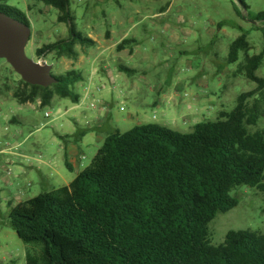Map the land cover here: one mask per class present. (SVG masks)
Returning a JSON list of instances; mask_svg holds the SVG:
<instances>
[{
  "label": "trees",
  "instance_id": "1",
  "mask_svg": "<svg viewBox=\"0 0 264 264\" xmlns=\"http://www.w3.org/2000/svg\"><path fill=\"white\" fill-rule=\"evenodd\" d=\"M35 1L57 10L58 23L70 34L38 48L37 58L75 59L77 45L96 46L76 31L70 0ZM236 1L242 8L235 5L237 17L243 19L245 11L258 24L253 28L264 32V12L252 15L245 0ZM0 13L30 27L23 13L3 0ZM133 43L126 39L117 51ZM251 49L243 32L230 46L228 63H238L240 53ZM263 64L264 50L246 58L243 77L257 88L241 94L231 112L221 111L190 133L157 124L115 131L69 186L10 209L7 223L23 237L26 264H264V235L230 231L215 246L209 230L219 214L238 206L232 197L236 189L264 194V132L250 131L262 116L257 98L264 96V79L256 73ZM54 77L58 84L48 89L20 81L30 91L16 98L26 104L39 97L42 107L54 97L79 104L72 87L81 81L80 72Z\"/></svg>",
  "mask_w": 264,
  "mask_h": 264
},
{
  "label": "rangeland",
  "instance_id": "2",
  "mask_svg": "<svg viewBox=\"0 0 264 264\" xmlns=\"http://www.w3.org/2000/svg\"><path fill=\"white\" fill-rule=\"evenodd\" d=\"M3 1L22 12L29 21L31 39L26 52L35 61L41 60L36 56L38 48L69 39V27L58 23L57 10L35 0ZM245 2L250 14L264 12V0ZM167 5L170 10L166 12L162 9ZM235 5L242 9L236 0H70L77 32L91 39L99 36L102 38L99 45H102L104 41L111 44V31H114L113 42L120 40L122 32L130 31L137 39L133 38L137 42L136 52L128 55L108 46L99 49L96 43L92 48L77 45L75 59L51 54L45 60L53 67L54 76L79 71L82 79L72 90L80 96V102L89 90L103 102L98 110L110 103L111 124L121 133L143 124H157L190 133L199 123L215 121L221 111L231 112L241 94L257 88V84L243 77V68L247 57L263 52L264 32L253 28L258 24L246 18L245 11V17L238 18ZM221 23L224 24L222 27L219 26ZM243 32L248 34L252 49L241 52L238 63L229 64L230 46ZM108 63L115 70L123 64L135 73L116 72L125 81L119 85L116 78L112 80L103 73L102 68ZM256 75L264 79V64ZM20 81L7 62L0 59V151L8 142L14 141L17 142L13 143L14 146H21L23 152L39 153L44 160L55 162L60 176H51L52 171L47 173L50 177L42 180L38 172L31 175L32 194L45 190L51 192L67 186L77 174L66 166L69 145L84 153V163L90 165L103 145L97 142V137L107 138L112 132L103 135L92 129L97 125L94 116L98 110H92L89 102L75 106L70 100L54 97L48 106L41 107L37 101L41 99L37 97L31 105L22 106L24 103L16 97L30 89ZM126 83L134 91L127 99L121 96ZM97 89L101 92L98 93ZM162 90L167 94L166 100ZM257 100L262 116L258 126L250 131L264 132V96ZM70 108L73 109L68 111ZM134 111L139 112L138 120L128 119ZM46 113H50V118L45 117ZM13 118L19 123L10 124ZM146 118L148 121L145 122ZM77 131L86 133L80 141H75ZM62 135L68 138L63 140ZM1 157L0 173L3 169ZM18 161L21 163L18 162L12 172L37 166ZM1 176L5 184L7 171ZM9 177H13L12 173ZM3 190L4 195L12 192L7 185ZM232 197L238 206L227 214H219L209 226L211 242L215 246L223 244L230 231L264 235V194L240 187ZM7 208L0 204V264H26L23 237L8 226Z\"/></svg>",
  "mask_w": 264,
  "mask_h": 264
},
{
  "label": "crops",
  "instance_id": "3",
  "mask_svg": "<svg viewBox=\"0 0 264 264\" xmlns=\"http://www.w3.org/2000/svg\"><path fill=\"white\" fill-rule=\"evenodd\" d=\"M168 7L169 6L167 5V6H165V9H162V10L166 11L168 9ZM169 10L170 9H168L167 11H169ZM113 34H114V31H111L112 37H113ZM112 37L110 39L111 44H108V43H106V41L103 40L104 43L102 45H99V44H101L100 39H102L99 36H98V39L94 38L92 40L98 44L99 49L100 48L106 49L107 46L110 48H112V47L117 48V46L119 44H121L122 41H124L126 39L127 40L128 39L134 40L133 38H135L134 36H131L130 31L129 32L128 31L122 32L120 34V40L118 42H113ZM136 40H134V41L136 42ZM135 44H137V42L133 43L126 50H124L122 52L128 53V55L130 53H133V52L135 54L136 49H137V47L135 48ZM103 56L104 55H102L101 57H103ZM120 63H122L121 60H120ZM120 67H124V68L128 69L127 67H125L122 64L121 66H118L117 70H115L114 68H112L110 63L106 64L102 69H103L104 74L106 73V74H108V76L112 77V80L114 78H116L119 85H120L121 83L125 82L124 79H122L118 75L120 72H122L120 70ZM129 70H131V69H129ZM116 72L118 73L117 75H116ZM114 75H115V77H113ZM114 82H116V81L114 80ZM128 84L129 83H126L123 85V86H125V90L123 93L124 95H121V96L124 98L126 97L125 99H127L128 97L131 98V96L134 94V91L131 90V87H129ZM162 96H163L164 100H166L167 94L164 90H162ZM37 101H38V105L42 107L41 100L40 101L37 100ZM31 104L32 103L28 102L26 104H22V106H29ZM211 104H213V103H211ZM110 108H111V104L108 103V104H106L105 109H100V110H98V112L97 111L95 112L94 117H95V122L97 125L95 124L96 126H94L92 128L94 131H97L103 135L107 132L114 133L115 131H118V130H116L117 128H115L111 124V118H110L111 113L109 111ZM72 109L73 108H70L68 111H70ZM138 113H139L138 111H134L133 113H130L128 115V119L138 120V117H140L138 115ZM146 121H148L147 118H146L145 122ZM9 123L10 124H17V123H19V121L16 120L15 118H13L12 120L9 121ZM143 125H147V124H143ZM85 135H86V133L84 131H77V133L74 135L76 138L75 141L82 140L85 137ZM60 138L63 140H66L68 137L62 135V136H60ZM97 140H98L97 142L104 144L106 138L105 137L104 138L97 137ZM101 148H100V150H101ZM67 149L68 150L66 153V161H65L66 166L70 171H75L77 173L75 178L69 184H67V186H69L77 178V176L81 172H83L85 169H87L88 167H90L93 164L97 155L93 158L92 163L90 165H86L84 163L85 157H86L85 154L82 153L76 146H74V145L70 146L69 145ZM19 150L23 154H18L15 152H12V154H10V153L6 152V154L2 155V157H1L2 158L1 165H2L3 169H2V172L0 173V202H1L0 204H2L4 207L8 206V208H7L8 213H9L10 209L15 208L18 204H20L22 202L31 201V200H34V199L40 197L44 193H49L45 190L44 192H39V193L36 192V193L32 194V191L30 190V188H31V185L33 184L32 183V177H31L33 172H38V174L41 176V180L46 178V177H50V175L56 176V177L60 176V174L57 171V164L55 162H48V161L44 160L43 157H42V161H37V162L33 163V164H36L37 166H33V167H29V168L23 167L22 169H20V171L12 172L11 171L12 168L15 167L18 162H20L18 160H23L26 162L24 156L30 157L32 155V154H27L25 151L23 152V150H21V148ZM35 154H39V153H35ZM39 155H41V154H39ZM71 163H73V164H71ZM4 171H7V174L9 172V173H12V175H13V177L10 180H8V178H6L5 184H3V182H2V181H4V179H2V176H1L4 173ZM49 171H52V173L50 174ZM47 173H49L50 175L48 176ZM47 180L48 179H46L44 182H47ZM6 185L11 188L13 193L12 192H10V193L12 195H9L8 192H5V195H4L3 188H5ZM67 186H63V187H67ZM63 187H61V188H63ZM57 189H60V188H57ZM57 189H54V190H57ZM25 253H26V250H25Z\"/></svg>",
  "mask_w": 264,
  "mask_h": 264
},
{
  "label": "water",
  "instance_id": "4",
  "mask_svg": "<svg viewBox=\"0 0 264 264\" xmlns=\"http://www.w3.org/2000/svg\"><path fill=\"white\" fill-rule=\"evenodd\" d=\"M31 28L0 13V59L7 62L21 80L30 86L43 89L58 84L52 74L53 67L39 63L27 55Z\"/></svg>",
  "mask_w": 264,
  "mask_h": 264
},
{
  "label": "built area",
  "instance_id": "5",
  "mask_svg": "<svg viewBox=\"0 0 264 264\" xmlns=\"http://www.w3.org/2000/svg\"><path fill=\"white\" fill-rule=\"evenodd\" d=\"M37 62H39V63H47L45 58H41V60L37 61ZM97 92L100 93L101 89H97ZM84 102H89L90 108L92 110H98L103 105L102 100L97 99L96 96L93 94V92L89 91V90L86 92L83 101L80 102L79 104H82ZM103 109H105V107ZM50 116H51L50 113H46V115H45L46 118H50ZM13 143H17V142L13 141ZM13 143L8 142L7 146L3 150L0 151V156L6 154V152L10 153V154H12V152H15V153H18V154H23L19 150L21 148V146H14ZM24 158L26 160V163H28V164H33L34 162L42 161V156L39 155V154H34V155L30 156V157L29 156L28 157L24 156ZM9 174H11V173L8 172V178L10 179ZM9 195H12V194L9 192Z\"/></svg>",
  "mask_w": 264,
  "mask_h": 264
}]
</instances>
